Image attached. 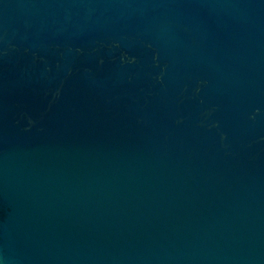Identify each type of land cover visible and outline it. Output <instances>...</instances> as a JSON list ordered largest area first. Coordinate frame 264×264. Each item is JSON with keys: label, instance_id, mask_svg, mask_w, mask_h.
I'll list each match as a JSON object with an SVG mask.
<instances>
[{"label": "water", "instance_id": "95a60500", "mask_svg": "<svg viewBox=\"0 0 264 264\" xmlns=\"http://www.w3.org/2000/svg\"><path fill=\"white\" fill-rule=\"evenodd\" d=\"M0 264H264V0H0Z\"/></svg>", "mask_w": 264, "mask_h": 264}]
</instances>
